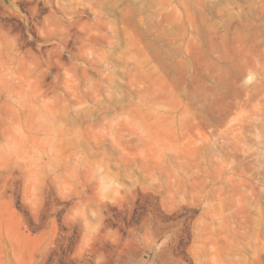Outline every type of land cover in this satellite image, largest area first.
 Wrapping results in <instances>:
<instances>
[{"label":"rangeland","instance_id":"1","mask_svg":"<svg viewBox=\"0 0 264 264\" xmlns=\"http://www.w3.org/2000/svg\"><path fill=\"white\" fill-rule=\"evenodd\" d=\"M0 264H264V0H0Z\"/></svg>","mask_w":264,"mask_h":264}]
</instances>
